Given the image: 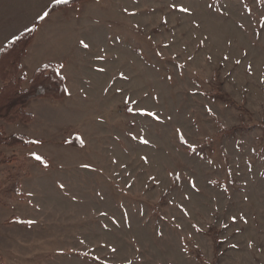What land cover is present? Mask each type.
I'll list each match as a JSON object with an SVG mask.
<instances>
[{
    "label": "rangeland",
    "instance_id": "rangeland-1",
    "mask_svg": "<svg viewBox=\"0 0 264 264\" xmlns=\"http://www.w3.org/2000/svg\"><path fill=\"white\" fill-rule=\"evenodd\" d=\"M102 1L71 95L0 120V264H264V0Z\"/></svg>",
    "mask_w": 264,
    "mask_h": 264
},
{
    "label": "crops",
    "instance_id": "crops-1",
    "mask_svg": "<svg viewBox=\"0 0 264 264\" xmlns=\"http://www.w3.org/2000/svg\"><path fill=\"white\" fill-rule=\"evenodd\" d=\"M60 1L65 0H0V53L23 32L37 26L36 35L22 59L24 74L31 79L41 66L58 65V73L66 79L67 98L71 95V72L80 68L81 55L90 53V48L95 47L97 9L103 1L71 4L45 17L50 7ZM2 86L0 79V88ZM44 99L48 98L34 100Z\"/></svg>",
    "mask_w": 264,
    "mask_h": 264
},
{
    "label": "trees",
    "instance_id": "trees-1",
    "mask_svg": "<svg viewBox=\"0 0 264 264\" xmlns=\"http://www.w3.org/2000/svg\"><path fill=\"white\" fill-rule=\"evenodd\" d=\"M83 1L86 0H67V2L54 3L45 17L65 6ZM36 32L37 26L23 32L4 46L0 53V78L4 81L0 89V120L7 123H16L19 119L24 122L32 121L33 114L27 111V105L33 99L62 100L68 94L65 77L58 73V65L52 63L38 68L29 80V86L23 87L22 83L27 78L24 73L19 75L20 70L23 69L22 59L27 54ZM230 103L234 104L232 101ZM33 144L34 141L27 135L20 133L8 135L3 129L0 130V147H30ZM15 158L4 159V163ZM24 173L22 168H13L7 172L6 182L0 183V202L4 203L7 198L21 194L18 185Z\"/></svg>",
    "mask_w": 264,
    "mask_h": 264
},
{
    "label": "snow or ice",
    "instance_id": "snow-or-ice-1",
    "mask_svg": "<svg viewBox=\"0 0 264 264\" xmlns=\"http://www.w3.org/2000/svg\"><path fill=\"white\" fill-rule=\"evenodd\" d=\"M65 2H67V0H65ZM83 44V41L81 42ZM84 47H88L87 44H84ZM148 115H154L153 113H148ZM36 159H41L40 157H36Z\"/></svg>",
    "mask_w": 264,
    "mask_h": 264
}]
</instances>
